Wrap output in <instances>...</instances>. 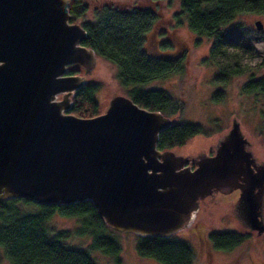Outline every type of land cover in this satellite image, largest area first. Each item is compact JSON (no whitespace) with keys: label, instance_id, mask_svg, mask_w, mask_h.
I'll return each instance as SVG.
<instances>
[{"label":"water","instance_id":"1","mask_svg":"<svg viewBox=\"0 0 264 264\" xmlns=\"http://www.w3.org/2000/svg\"><path fill=\"white\" fill-rule=\"evenodd\" d=\"M70 2L0 0V201H90L114 231L169 238L191 226L203 200L238 190L233 216L263 235L264 162L239 121L214 155L192 160L157 147L176 118L126 95L93 118L69 113L97 65ZM72 65L84 74H69Z\"/></svg>","mask_w":264,"mask_h":264},{"label":"trees","instance_id":"2","mask_svg":"<svg viewBox=\"0 0 264 264\" xmlns=\"http://www.w3.org/2000/svg\"><path fill=\"white\" fill-rule=\"evenodd\" d=\"M164 0H141L133 5H105L88 18L89 7L85 0H71L69 12L73 22L81 20L87 37L83 45L95 51L97 57L117 69V78L135 104L150 111H160L170 118H178L185 109V103L175 99L162 89H144L151 81L166 78L172 73L183 74L186 56L175 55L176 42L161 41L156 53L147 49V36L158 21L159 6ZM180 11L185 16L189 29L197 36L210 37L213 42L206 63L218 67L214 79L227 84L233 77L242 75L243 70L220 66L224 59H236L239 52H247L243 36L236 27L229 25L244 13L264 15V0H181ZM233 51V52H231ZM173 54V55H172ZM264 67V61L258 66ZM74 66L69 74H75ZM102 85L87 82L72 98L69 111L80 118H93L102 113L96 99ZM242 90L249 95H264V75L251 78ZM222 91L215 93V99L222 101ZM168 113V114H167ZM197 135L208 136L199 124L176 121L160 133L159 150H173L184 146ZM34 204L35 213H24L18 206ZM79 219L74 230L51 232L47 222L55 215ZM108 228L90 201L70 205H37L25 199L0 201V248L11 264H97L87 249L69 246L67 241L76 236H90V247L105 255L116 258L121 246L108 235ZM250 232H216L208 235L213 249L232 251L248 242ZM137 253L152 258L160 264H193L192 247L176 236L169 238L138 237Z\"/></svg>","mask_w":264,"mask_h":264},{"label":"rangeland","instance_id":"3","mask_svg":"<svg viewBox=\"0 0 264 264\" xmlns=\"http://www.w3.org/2000/svg\"><path fill=\"white\" fill-rule=\"evenodd\" d=\"M89 7V19L96 10L105 5H133L141 0H85ZM181 0H164L159 6L158 21L147 36V49L156 53L162 40L176 42L174 50L177 56L185 53L183 74L172 73L164 79L151 81L144 89H162L170 93L175 99L185 103V109L177 119L187 123L199 124L208 136L197 135L184 146L173 149L179 155L190 159H199L201 156L215 154L220 139L229 131L233 120L240 122L243 134L250 142L249 149L259 163L264 162V95H249L243 92L242 87L249 79L264 75V67L258 66L264 61V15L244 13L229 25L236 27L243 36L247 52H239L236 59H224L220 66L238 68L244 73L233 77L227 84H221L214 79L218 67L206 63L212 38L199 37L193 33L187 24L185 16L180 11ZM262 22V29L257 30L255 22ZM77 23H81L77 21ZM174 42V43H175ZM233 52V51H231ZM74 66V65H72ZM76 68V66H74ZM82 72L80 75H83ZM87 82H96L102 85L96 99L102 112L106 109L109 100L115 95H126L117 78V69L112 64L97 57V65ZM222 91V101L215 99V93ZM61 99V97H59ZM168 114V113H167ZM195 166L191 162V167ZM240 192L216 193L200 203L196 217L187 229L175 236L187 242L193 249V264H264V234L257 236L233 216L234 205L239 199ZM24 213L38 212L34 204L18 203ZM79 219L64 217L55 214L48 222L51 232L60 230H74L79 226ZM250 232L248 242L233 249L223 251L213 249L208 241L210 232ZM108 235L114 237L121 246L119 264H160L152 258L142 257L137 253L138 236L132 233H121L109 229ZM69 246L87 249L97 264H118L113 256L105 255L99 250L90 247V236L73 235L67 241ZM0 264H11L0 248Z\"/></svg>","mask_w":264,"mask_h":264},{"label":"flooded vegetation","instance_id":"4","mask_svg":"<svg viewBox=\"0 0 264 264\" xmlns=\"http://www.w3.org/2000/svg\"><path fill=\"white\" fill-rule=\"evenodd\" d=\"M74 66H76V65H74ZM75 70H76V72H75V74H81L82 73V71L76 66V68H75ZM195 166H193V168H194ZM235 192H238L239 193V191L238 190H236ZM211 233V232H210ZM209 235V234H208Z\"/></svg>","mask_w":264,"mask_h":264}]
</instances>
